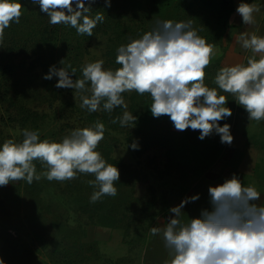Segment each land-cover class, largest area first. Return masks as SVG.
<instances>
[{
  "label": "rangeland",
  "instance_id": "obj_1",
  "mask_svg": "<svg viewBox=\"0 0 264 264\" xmlns=\"http://www.w3.org/2000/svg\"><path fill=\"white\" fill-rule=\"evenodd\" d=\"M198 1L174 0L166 9L154 7L152 0H111V7L104 9V0H95L91 14L101 12L105 18L107 16L110 18L112 28L108 33L100 31L91 37L87 35L82 37L76 32H70L72 27L60 25L58 38L74 47L73 60L80 62L82 66L103 59L104 67L117 69L121 66L114 65L107 52L123 38L125 42H129L130 38H138L149 31L158 19L174 21L190 19L199 35L216 46L217 55L210 62L211 68L205 71H210L208 74L210 81L205 84L214 86L213 80L219 68L226 64L243 62L251 55L249 51L240 47L236 37L241 32L264 35V0H248L261 7V11L255 14V24H242L241 17L234 10L232 16L234 24L231 23L232 26L224 31L221 30L222 23L217 12L199 9ZM185 2L194 4L190 14V10H185ZM233 3L236 9L239 0H233ZM35 7L30 0H22V12L29 13ZM47 20L48 18L44 23ZM41 21L42 18L39 16H33L27 27L18 25L13 27L16 31L15 39L19 40L17 45L19 48L29 37L28 28L31 26L34 31ZM8 30L9 27L5 33ZM113 30L115 33L111 34ZM118 33L122 36L120 41L116 40ZM8 37L0 44V72L4 62L14 54V50H8L11 46L7 43ZM32 37L34 38V35ZM29 41L32 42L31 39ZM59 48L46 46L44 54L49 64H52L51 60L60 61L63 54L64 56L67 54V51H60ZM17 54L15 60L24 58L26 64L36 56L28 45L21 48ZM35 71L37 75L17 82V98L12 106L8 101L11 90L6 89L11 88L16 82L4 87L2 84L6 83L3 82L4 78L0 73V143L9 138L22 140V131L26 128L37 130L41 139L58 142L72 130L86 127L98 120L93 112L89 113L80 107V92L68 88L58 89L55 87L58 78L52 82L40 76L42 74L39 68ZM133 92H126L123 96L127 104L126 110L134 114L130 98ZM222 94L227 96L228 107L232 109V115L222 121L231 125L233 141L231 145L222 144L223 152L216 164L201 178H194L190 173L196 165H203L208 151L205 139L210 138L208 136L203 140L198 139L199 130H190L193 136L188 141H181L178 153V161L190 173L188 178L182 181L178 173L159 179L156 175L147 177L155 186L159 199L167 198L169 208L186 196L200 194L198 200L185 205V219L188 218L187 214L198 215L199 210L207 206L210 184L220 183L233 173L245 184L254 185L262 193L264 200V121L248 120L247 112L233 100L234 97L227 93ZM151 102V98L148 97V104L142 115L144 128L156 133L168 127L175 130L168 116L159 118L152 116L148 108ZM25 109L36 112L37 115L27 118L26 114L30 111L26 112ZM124 111L122 107L120 116ZM103 123L106 131L104 139L97 146L98 151L101 152L100 146L103 150L104 143L107 146L111 145L109 152L112 157L122 159L129 165L142 168L146 166L147 158L155 157L159 168H162L165 159L161 149H151L141 155L131 149V143L138 139L134 124L112 128L110 120ZM214 137L220 142L218 134L214 133ZM101 154L103 155V151ZM35 163L37 173L47 170L39 161ZM89 181H94L92 174L78 173L72 180L48 181L42 176L39 181L34 180L32 184L21 180L0 186V257L6 264H164L165 260L169 259L162 238L153 236L150 232L152 227L162 226L167 222L169 208L163 211L159 204L153 215L134 218L127 225L125 222L122 223L121 227L115 223L110 226L103 225V210L91 221L79 211V202L82 198L80 192L97 190ZM145 184H147L145 179L138 183L128 182V188L123 190L122 197L130 194L137 198V203H140L142 194L145 193ZM180 185L188 186V192L182 193L178 187ZM123 227L128 229L131 239L135 238L136 234L144 232L147 236L146 244L142 247L141 240L135 238L133 249L129 252Z\"/></svg>",
  "mask_w": 264,
  "mask_h": 264
},
{
  "label": "clouds",
  "instance_id": "obj_2",
  "mask_svg": "<svg viewBox=\"0 0 264 264\" xmlns=\"http://www.w3.org/2000/svg\"><path fill=\"white\" fill-rule=\"evenodd\" d=\"M49 18V23L74 28L79 35H93L105 17L91 14L95 0H30ZM111 0H104V9ZM22 0H0V44L5 30L19 23ZM242 24L256 23L259 4L239 0L235 9ZM236 42L251 53L245 61L226 64L218 69L213 85L205 84V69L217 55L215 44L199 35L192 20L158 19L149 31L116 49L115 62L121 67H104V60L86 63L81 77L64 59L49 66L43 79L57 77L55 87L75 89L81 93L80 107L89 113H111L123 107L122 116L112 120L121 127L135 124L137 117L127 111L123 94L135 91L151 98L149 110L154 118L168 116L178 131L199 130L198 139L218 134L222 144L231 145V125L219 121L232 115L226 95L242 106L248 120L264 121V35L241 32ZM105 125L97 120L76 128L60 141L41 139L37 130L23 129V139L9 138L0 143V186L12 181L32 184L42 176L48 181H66L78 173L92 174L94 190L91 202L116 196L114 182L120 171L106 161L97 146L104 139ZM132 149L139 144L133 141ZM36 161L47 170L37 173ZM196 193L186 196L168 209L167 222L150 229L160 236L168 250L164 264H264V200L254 186L245 184L235 173L208 186L207 206L199 214L184 218L185 205L199 199ZM0 264H6L0 257Z\"/></svg>",
  "mask_w": 264,
  "mask_h": 264
},
{
  "label": "trees",
  "instance_id": "obj_3",
  "mask_svg": "<svg viewBox=\"0 0 264 264\" xmlns=\"http://www.w3.org/2000/svg\"><path fill=\"white\" fill-rule=\"evenodd\" d=\"M174 0H152V4L154 7L157 8H168ZM192 2H185V10L193 9ZM199 9L205 10H214L217 12L218 17L222 23L221 30L224 31L227 28L231 27L232 25L229 23V17L231 13L235 10V6L233 0H199L198 1ZM189 8V9H188ZM34 13V14H33ZM191 13V10L189 14ZM37 14V15H36ZM33 16H39L42 18V21L37 25V27L33 29L31 26L28 28L29 37L27 40H24L21 43V48L26 47L27 45L31 46V52L36 55L32 58L29 64H26L25 59L21 58L20 60H15V57L18 55L17 53L21 48L17 45L19 40L15 39V29L13 28L15 25L19 27H27L31 22V18ZM48 18L47 15L41 13L39 11V6L36 5L35 8L31 9L29 13L22 12L20 17L19 23H12L9 26V30L5 33V37H8V42L11 46L8 47V50L13 51L14 54L9 56V60H6L2 66L1 76L4 78L3 82L6 84H2L4 87H9V84H16L12 85L11 88L6 90H11V97L8 99L9 104L12 106L16 102L18 90L16 89L17 82L20 80H26L31 78L32 76L37 75L36 69L41 70V77L45 73L48 72L49 66L55 64L57 67L61 65L58 62H52L49 64V60L46 58V54H44L46 46L51 45L52 47H60V51H67V54L61 57L64 59V65L71 64L73 67L77 69L76 76L73 78H80L82 64L80 62H76L75 59L73 60L72 53L74 52V47L69 43L62 41V38H58V33L60 31V25L63 24H50L49 18L46 23L44 20ZM110 18L107 16L103 23H98L97 26L93 29V34H97L100 31L103 33H108V31L112 28L111 22L109 21ZM100 25H103L100 27ZM25 26V27H24ZM103 27V28H102ZM103 29V30H102ZM70 32H76L74 28H71ZM77 33V32H76ZM114 30L111 31V34H114ZM25 34V32H24ZM7 35V36H6ZM28 35V34H27ZM34 35V38L32 37ZM38 35V36H37ZM83 37V35H82ZM121 34H117L116 40H121ZM32 40L29 41V40ZM123 41V42H122ZM130 42V41H129ZM125 39L121 40L118 45L116 44L115 47L109 49L107 52L110 61L114 63V65H118L116 60V49L121 44H127ZM17 54V55H16ZM29 54L27 53V56ZM212 64H209L205 71L211 68ZM209 72H205V82L208 83L210 81L208 75ZM57 77H53L51 80L55 82ZM5 91V90H4ZM150 97L147 93L144 95H139L135 91L131 95V101L133 106L134 115L137 117L135 122V129L136 134L138 135V139L136 142L139 144L138 149H132L135 153L141 155L151 149H161L163 151L164 159L162 163V168H159L157 160L155 157L147 158L146 166L142 168H136L132 165L127 164L122 159H116L111 156L109 150L110 146H107L103 143V150L100 146L101 152L103 151V157L106 161L112 165H116L120 171V178L119 181L114 182L115 187L117 188V195L116 196H103L99 200H97V204H94L90 201V196L92 191H84L80 192L81 202H79V211L86 215L91 221L103 210V225L110 226L115 225L121 227L122 223L125 222L127 225L129 222H132L135 219L143 218V215H153L154 211L161 204V208L163 211H166L169 208V201L167 198L162 197L161 200L157 195V190L153 184L150 183L149 179L147 178L148 175H156L157 179L162 178L164 176H172L174 173H178V177L180 180L184 181L188 178L189 174L192 173L194 178H201L203 177L219 160L223 152V145L221 142L217 141L214 137V134L209 135L210 138H206L205 142L208 143V151L206 153L203 165H196L194 170L189 173V171L182 167L180 161H178V153L180 151L179 147H181V141H188L190 137L193 135L191 134L192 129H186L184 131L172 130V128L168 127L165 128L164 131L160 133H156L153 130L144 128L142 115L147 106V100ZM122 107H116L113 109L111 113L99 110L93 112L92 114L100 121L105 122L106 120H110L112 122L113 119L120 117ZM26 112L30 111L25 109ZM23 113V112H22ZM24 115V113H23ZM27 118L32 116H36L37 113L30 111L28 112ZM221 125L224 124V121H219ZM112 128L120 127L119 122L112 123ZM113 147V146H112ZM147 170V172H144ZM156 171V174H154ZM145 179V193L142 194V199L140 203H137V198H134L132 195L128 194L122 197L124 194L123 190L128 188V182H135L141 181ZM182 193H186L189 190L188 186L180 185L178 186ZM97 211V213H96ZM115 223V224H112ZM124 238L127 239V245L129 252L133 249V243L136 241L135 238L141 240L142 247L147 242V236L144 232L136 234L135 238L131 239L130 234L128 233V229L123 227ZM129 237V238H128ZM86 250H88L86 248Z\"/></svg>",
  "mask_w": 264,
  "mask_h": 264
},
{
  "label": "crops",
  "instance_id": "obj_4",
  "mask_svg": "<svg viewBox=\"0 0 264 264\" xmlns=\"http://www.w3.org/2000/svg\"><path fill=\"white\" fill-rule=\"evenodd\" d=\"M233 14H234V11L231 13V15H230V17H229V21H231L230 24H231V23L234 24V23L232 22V16H233ZM157 226H160V225H157Z\"/></svg>",
  "mask_w": 264,
  "mask_h": 264
}]
</instances>
